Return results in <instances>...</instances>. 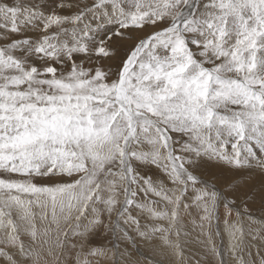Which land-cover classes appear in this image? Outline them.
I'll list each match as a JSON object with an SVG mask.
<instances>
[{"label": "snow or ice", "instance_id": "snow-or-ice-1", "mask_svg": "<svg viewBox=\"0 0 264 264\" xmlns=\"http://www.w3.org/2000/svg\"><path fill=\"white\" fill-rule=\"evenodd\" d=\"M0 264H264V0H0Z\"/></svg>", "mask_w": 264, "mask_h": 264}, {"label": "bare ground", "instance_id": "bare-ground-1", "mask_svg": "<svg viewBox=\"0 0 264 264\" xmlns=\"http://www.w3.org/2000/svg\"><path fill=\"white\" fill-rule=\"evenodd\" d=\"M196 233L194 232L193 233V239H192V242L189 244V248L192 250V251H195L196 248L198 247V245L194 242V237H195ZM227 240V238L225 237V241Z\"/></svg>", "mask_w": 264, "mask_h": 264}]
</instances>
